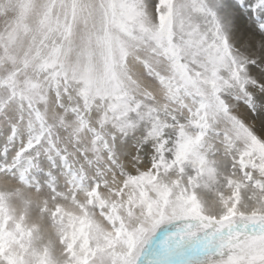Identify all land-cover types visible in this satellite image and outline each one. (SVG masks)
<instances>
[{"label": "snow or ice", "instance_id": "snow-or-ice-1", "mask_svg": "<svg viewBox=\"0 0 264 264\" xmlns=\"http://www.w3.org/2000/svg\"><path fill=\"white\" fill-rule=\"evenodd\" d=\"M0 264H264V0H0Z\"/></svg>", "mask_w": 264, "mask_h": 264}]
</instances>
